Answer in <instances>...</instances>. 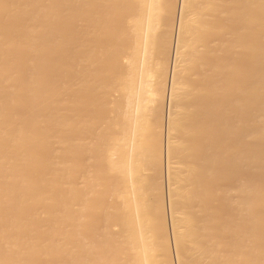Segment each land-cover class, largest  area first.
Listing matches in <instances>:
<instances>
[{"label":"bare ground","instance_id":"bare-ground-1","mask_svg":"<svg viewBox=\"0 0 264 264\" xmlns=\"http://www.w3.org/2000/svg\"><path fill=\"white\" fill-rule=\"evenodd\" d=\"M177 1L0 0V264H264V0Z\"/></svg>","mask_w":264,"mask_h":264},{"label":"rangeland","instance_id":"rangeland-1","mask_svg":"<svg viewBox=\"0 0 264 264\" xmlns=\"http://www.w3.org/2000/svg\"><path fill=\"white\" fill-rule=\"evenodd\" d=\"M180 6H181V0H179V1H177V12H176V17L175 16H173V19H171L170 21H171V24H173L174 23V27H176L177 26V24H178V21H179V10H180ZM173 20V21H172ZM175 30H174V35H173V37H175L176 36V28H174ZM173 48V47H172ZM173 51H171V53L173 54V52H174V48L172 49ZM172 61H173V57L171 56L170 57V66H172ZM171 76H172V74H171V69H170V71H169V79H171ZM166 115V114H165ZM236 117V119H240L241 117H237V116H235ZM233 118H234V116H233ZM232 119V118H231ZM235 120V119H234ZM234 120H233V122H234ZM232 122V121H231ZM243 176H245V177H248V176H246V175H242V177ZM254 179V181H258V180H260V182H257V183H261V180H262V185H263V183H264V177H256V178H253ZM233 181H234V179H229L228 180V186H231L232 184H233ZM227 182V181H226ZM164 190H165V188L167 187V182H166V180H165V178H164ZM226 185V184H225ZM168 213H169V211H167ZM168 215V214H167ZM174 257H175V254H174Z\"/></svg>","mask_w":264,"mask_h":264}]
</instances>
